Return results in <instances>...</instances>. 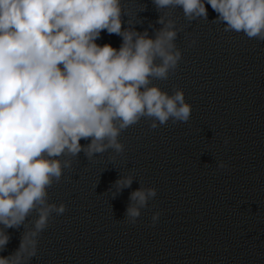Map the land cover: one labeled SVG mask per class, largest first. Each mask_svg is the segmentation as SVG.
Masks as SVG:
<instances>
[{
	"label": "clouds",
	"instance_id": "1",
	"mask_svg": "<svg viewBox=\"0 0 264 264\" xmlns=\"http://www.w3.org/2000/svg\"><path fill=\"white\" fill-rule=\"evenodd\" d=\"M152 3L161 27L150 35L129 20L124 26L122 0H0V252L11 239L7 230L23 226L19 246L0 255V264H30L37 256L53 213L66 211L65 204L49 202L48 189L71 158L122 154L121 133L142 118L151 129L189 121L184 91L169 94L153 83L167 80L182 60L181 29L162 10L179 8L191 22L207 19L210 5L225 32L264 41V0ZM105 31L121 38L119 48L97 43ZM217 167L228 165L219 161ZM133 182L126 175L113 186L120 193ZM156 195L154 187L132 191L124 219L135 224ZM159 217L153 213V225Z\"/></svg>",
	"mask_w": 264,
	"mask_h": 264
}]
</instances>
